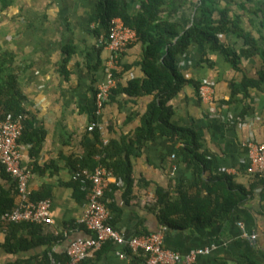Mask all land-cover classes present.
<instances>
[{
  "label": "crops",
  "instance_id": "1",
  "mask_svg": "<svg viewBox=\"0 0 264 264\" xmlns=\"http://www.w3.org/2000/svg\"><path fill=\"white\" fill-rule=\"evenodd\" d=\"M99 1L0 0V59L10 70L18 71L26 115L33 128L43 134L40 145L20 143L22 164L34 166L29 181L31 191L52 199L53 222L43 225L47 232L63 236L52 246L59 252H65L70 242L93 235L80 227L87 197L76 183L77 171L71 162L90 156L102 145L136 140L148 106L156 98L154 94L123 91L131 81L146 78L142 66L144 45L138 39L123 53L117 87L97 114L96 93L106 81L111 54L101 42L106 34L98 33L103 28ZM127 8L131 14L137 13L139 0H127ZM185 14L190 16V11ZM247 26L255 30L248 20ZM262 34L253 33L264 47ZM223 41L238 53L240 69L236 70L209 45L191 46L179 56L178 69L186 79L201 84L213 82L214 98L210 103L204 102L193 83L184 84L168 102L174 110L171 122L197 132L201 152L211 160L212 171H206V177L228 174L250 193L224 222L187 230L168 228L165 245L183 255L192 249L213 247L210 253L199 257L198 264H264V182L249 171L246 145L249 139L264 143V91L252 88L248 96L239 94L234 103H224L232 96V83L244 93L243 80L259 77L264 59L255 47L233 35L223 36ZM93 119L102 127L96 130L99 139L96 131L88 128ZM183 147L181 142L158 134L136 144L129 156L123 153V159L129 157L133 165L132 192L127 193L124 183L118 184L114 178L107 197L121 210L116 213V220L113 214V220L126 238L140 232L162 231L155 205L157 189L174 190L177 185L198 180L193 165L183 161ZM13 181L0 174V184L5 188L12 187ZM254 234L255 239L251 237ZM4 240L1 232L0 241ZM46 247L48 244L27 255L39 254ZM123 249L107 242L85 262L144 264L143 256H139L138 263H133L131 257L122 259L119 252ZM16 258L0 248V264Z\"/></svg>",
  "mask_w": 264,
  "mask_h": 264
},
{
  "label": "trees",
  "instance_id": "2",
  "mask_svg": "<svg viewBox=\"0 0 264 264\" xmlns=\"http://www.w3.org/2000/svg\"><path fill=\"white\" fill-rule=\"evenodd\" d=\"M140 10L131 14L127 8V0H100L99 16L103 23L102 30L106 36L109 33L112 18L121 17L125 24L134 28L139 40L144 45L142 66L146 78L131 81L123 91L133 95L154 94L155 100L149 104L143 118V125L137 130L136 140L129 142H113L98 148L90 156L73 160L72 167L78 171L83 168L94 169L97 165L96 154L106 152L103 162L121 178L127 193L132 192L134 183L133 165L129 157L123 159V153L128 156L134 151L136 144L152 140L158 134L179 141L184 147L183 161L192 164L198 180L177 185L174 190L157 189L158 217L162 226L169 229L187 230L199 227H209L218 222L228 220L233 209L249 195V190L234 182L228 174H209L211 160L201 152V143L197 132L191 128L181 127L171 122L174 110L168 105L186 83H193L197 90L201 83L186 79L178 69V58L185 54L193 45L206 46L214 52L221 53L237 70L240 69V58L236 50L223 41V36L233 35L242 39L246 45L255 47L264 59V47L253 33H263L264 40V0H139ZM190 11V16L183 12ZM247 20L255 30L249 29ZM70 51V50H69ZM19 73L10 70L7 63L0 59V121L9 114L15 117L27 114L24 106L25 96L19 85ZM245 92L232 83V96L225 104H232L239 94L248 96L250 90L256 88L264 91V66L258 78L243 80ZM245 115V114H244ZM243 115V117H244ZM25 129L19 139L40 145L43 134L33 128L28 116L25 118ZM96 131V130H95ZM99 139L100 133L96 131ZM101 143V140H99ZM1 175L6 180H13L11 175L1 167ZM264 182V174H256ZM78 186L80 183L76 180ZM88 199V193L84 191ZM48 198V195L33 193L31 199L38 201ZM17 205V187L13 181L10 188L0 184V233L4 232L5 240L0 241V248L17 256L6 264H43L49 260L53 244L63 239L62 235L49 233L43 224L21 221L11 222L4 226L2 216L12 211ZM113 214L121 210L115 203H109ZM115 227V221L112 219ZM86 228L84 225H80ZM116 228V227H115ZM89 231V229L87 230ZM92 232V231H90ZM140 232L138 235H141ZM48 244L41 253L27 255L29 251ZM128 250L133 263H138L139 256ZM55 257L67 262L65 252L54 251ZM83 264H86L84 262Z\"/></svg>",
  "mask_w": 264,
  "mask_h": 264
},
{
  "label": "built area",
  "instance_id": "3",
  "mask_svg": "<svg viewBox=\"0 0 264 264\" xmlns=\"http://www.w3.org/2000/svg\"><path fill=\"white\" fill-rule=\"evenodd\" d=\"M138 39L136 30L126 25L121 17L112 18L108 35L101 37V42L110 50L111 54L107 62L106 81L99 86L96 93L97 114L101 113L113 90L117 87V71L123 53ZM199 94L204 102H212L214 83L211 81L202 83L199 87ZM212 112H215V108H212ZM25 118V114L16 117L9 114L0 121V173L1 167H4L17 187V205L12 211H8L2 216L4 226L11 222L21 221L39 224L53 222L52 199L49 197L38 201L31 199L32 191L29 181L33 175L34 166L25 167L22 164V153L19 148V139L25 129ZM88 128L90 131H95L102 127L96 119H93ZM246 145L250 154L249 171L253 174H264V143L249 139ZM106 155V152L97 153L98 163L95 168L93 170L81 169L74 176L81 188L88 193L84 215L79 223L92 231L93 235L87 239L70 242L65 250L68 256L67 262L58 260L53 250L49 253L48 262L43 264H83L103 249L107 242H114L124 247L123 251L119 252L122 259H130L127 250L129 249L135 255L143 256L144 264H198L201 255L212 251L213 247H203L192 249L183 255L179 251L166 247L165 231L168 230L167 226H162L163 229L160 232L134 235L131 238H126L116 229L111 222L113 213L109 207L110 199L107 197V192L111 189L114 178L118 184L123 181L103 162ZM251 237L255 239L257 235L254 234Z\"/></svg>",
  "mask_w": 264,
  "mask_h": 264
}]
</instances>
